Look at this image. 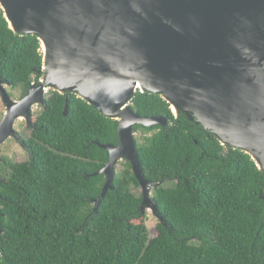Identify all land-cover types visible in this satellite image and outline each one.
I'll return each mask as SVG.
<instances>
[{
    "label": "trees",
    "instance_id": "1",
    "mask_svg": "<svg viewBox=\"0 0 264 264\" xmlns=\"http://www.w3.org/2000/svg\"><path fill=\"white\" fill-rule=\"evenodd\" d=\"M42 65L38 36L14 31L0 6L1 80L24 94ZM65 102L52 90L23 141L28 159H4L0 264H264V169L248 152L137 89L136 112L168 118L166 128L136 126L143 174L163 180L153 199L164 219L149 230L128 160L94 210L106 176L91 173L109 159L95 141L118 143L117 120L73 92L65 115Z\"/></svg>",
    "mask_w": 264,
    "mask_h": 264
},
{
    "label": "water",
    "instance_id": "2",
    "mask_svg": "<svg viewBox=\"0 0 264 264\" xmlns=\"http://www.w3.org/2000/svg\"><path fill=\"white\" fill-rule=\"evenodd\" d=\"M0 6L9 27L37 35L43 52L42 77L23 96L12 99L2 88L0 145L20 138L17 119L34 125L32 108L45 106L51 89L66 93L65 115L73 92L117 120L118 143L95 141L109 159L91 173L106 176L94 210L114 188L117 162L127 159L142 187L140 209L164 219L150 195L163 180L144 176L135 133L137 125L166 128L168 118L136 112L137 89L162 95L175 115L245 150L264 169V0H0Z\"/></svg>",
    "mask_w": 264,
    "mask_h": 264
},
{
    "label": "rangeland",
    "instance_id": "3",
    "mask_svg": "<svg viewBox=\"0 0 264 264\" xmlns=\"http://www.w3.org/2000/svg\"><path fill=\"white\" fill-rule=\"evenodd\" d=\"M6 86V87H5ZM3 87L7 88L9 93L12 95L13 98H18V96L21 93V88L19 86L11 87L8 85H3ZM52 90L48 92V95L51 93ZM38 104H35L33 106V115H39L41 112V107L37 106ZM7 107L5 103L2 102L1 96H0V119L3 117ZM24 118H19L15 121L14 127L16 131L23 137L27 138L32 135V130L30 127L26 125L24 122ZM154 130L147 131L146 134L150 135L153 133ZM141 134L143 132L140 129H136L135 137L141 140ZM9 158L13 161H25L27 159L28 153L26 152V149L24 147H21L20 144L17 141V138L14 136H11L7 138L1 145H0V160L1 158ZM123 169V163L119 162L116 168V172L121 171ZM0 175L1 178L7 177L9 175V169L8 166L3 162L0 161ZM173 181H167L164 182L163 185L165 186H171L173 185ZM132 191L137 195L140 196L142 193V189L140 185L133 184L132 185ZM152 192V190H151ZM151 195V194H150ZM147 212V219L146 224L149 230H152V228L155 226V224L159 221L158 217L152 212L151 208L146 209Z\"/></svg>",
    "mask_w": 264,
    "mask_h": 264
},
{
    "label": "flooded vegetation",
    "instance_id": "4",
    "mask_svg": "<svg viewBox=\"0 0 264 264\" xmlns=\"http://www.w3.org/2000/svg\"><path fill=\"white\" fill-rule=\"evenodd\" d=\"M39 80H40V79H39ZM0 81H1V78H0ZM4 84H5V85H8V86H11V87H15V86H12L9 82H7V81H5V80H3L2 83H0V96H1V100H2L3 103H5L4 100H3V93H2V88H3V85H4ZM5 87H6V86H5ZM5 87H4V88H5ZM6 90H7V88H6ZM51 90H52V89H51ZM7 91H8V90H7ZM26 91H27V90H26ZM8 93H9V91H8ZM9 94H10V93H9ZM24 94H25V93H24ZM24 94L20 93V95L18 96V98H20V97L23 96ZM10 96H11L12 99H18V98H13L11 94H10ZM5 105H6V103H5ZM37 106H38V107H39V106L41 107V112H40V114H41L42 111L44 110L45 106L42 105V104H38ZM34 116H38V115H34ZM34 116H33V117H34ZM24 122L26 123L25 120H24ZM26 125H27L28 127H30L31 130L33 131V128H34L35 125L30 126V125H28L27 123H26ZM27 138H28V137H27ZM24 139H26V138L20 135V138L17 139V141H18V143L20 144L21 147H24V148L26 149V152L28 153V156H27V159H28V157L30 156V151H29L28 147H25V145H24V143H23ZM4 159H5V157L2 156V158H1L0 161H3V162H4ZM27 159H26V160H27ZM125 160H127V159H120V160L117 162V165H118L119 162H124ZM4 163H5V162H4ZM117 165H116V168H117ZM131 169H132V166H131ZM0 179H1V175H0ZM167 181H173V182H174V179H167L165 182H167ZM137 185H140L139 182H138ZM140 187H141V185H140ZM156 188H157V187H154V188L152 189V192H151V197H153V198H154V196L156 195ZM141 189H142V187H141ZM142 195H143V191H142V193H141V195H140L141 198H142Z\"/></svg>",
    "mask_w": 264,
    "mask_h": 264
}]
</instances>
